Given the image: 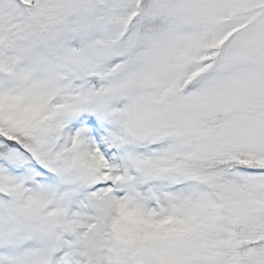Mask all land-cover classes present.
<instances>
[{
    "label": "snow or ice",
    "instance_id": "6c2138e0",
    "mask_svg": "<svg viewBox=\"0 0 264 264\" xmlns=\"http://www.w3.org/2000/svg\"><path fill=\"white\" fill-rule=\"evenodd\" d=\"M0 264H264V0H0Z\"/></svg>",
    "mask_w": 264,
    "mask_h": 264
}]
</instances>
